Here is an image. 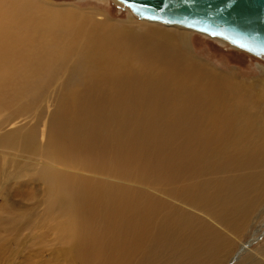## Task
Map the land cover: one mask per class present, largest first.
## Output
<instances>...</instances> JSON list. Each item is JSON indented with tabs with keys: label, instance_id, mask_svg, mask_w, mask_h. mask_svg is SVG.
I'll list each match as a JSON object with an SVG mask.
<instances>
[{
	"label": "bare ground",
	"instance_id": "6f19581e",
	"mask_svg": "<svg viewBox=\"0 0 264 264\" xmlns=\"http://www.w3.org/2000/svg\"><path fill=\"white\" fill-rule=\"evenodd\" d=\"M70 19L34 0H0V91L16 79L40 91L85 32ZM103 23L82 37L68 102L46 145L51 166L36 179L54 214L53 257L64 251L81 264H219L223 229L235 231L264 202V101L189 55L178 36L192 28ZM18 133H2L0 144L25 146ZM4 212L14 227L16 203Z\"/></svg>",
	"mask_w": 264,
	"mask_h": 264
},
{
	"label": "rangeland",
	"instance_id": "374dc122",
	"mask_svg": "<svg viewBox=\"0 0 264 264\" xmlns=\"http://www.w3.org/2000/svg\"><path fill=\"white\" fill-rule=\"evenodd\" d=\"M34 1L52 9L56 15L67 13L71 18L68 21L74 25H82L85 32L74 44L75 54H68L63 67L49 74L40 91L23 89L19 79L3 84L6 88L0 91V135L16 129L25 144L13 146L14 148L0 144V264H81L71 259L64 251L59 253L62 259L53 257L52 247L57 245V235L51 230L54 214L46 210L45 185L36 182L41 169L51 166L44 158L46 145L51 138L59 109L68 102L64 92L66 82L71 77V69L77 61V51L84 46L86 31L104 25V21L123 28L131 26L136 30L153 26L173 32L179 26L174 28L173 25L138 19L117 0ZM183 32L178 38L186 39L188 53L193 59L202 62L214 72L230 77L241 86H250L249 89L256 91L254 95L264 101L263 58L191 29L183 28ZM20 67L25 68V64ZM31 74L35 76L34 72ZM242 91L240 88L236 92L240 95ZM229 96L230 100L234 101L233 97ZM88 106L92 114L98 110L97 105L91 102ZM27 141L32 142L35 148H30ZM61 167L59 169L63 171L101 178V175L96 173L89 174L87 171H72L70 167ZM9 174L14 176L11 178ZM110 179L120 182L117 178ZM27 181L33 184H28ZM11 202L16 203L18 215L14 227L12 223L5 221L7 214L4 211ZM252 213V217L239 221L241 224L237 223L235 231L223 229L227 236V245L214 260L215 263H264V202ZM248 243L250 246L246 247ZM250 258L257 259V262L251 261Z\"/></svg>",
	"mask_w": 264,
	"mask_h": 264
},
{
	"label": "water",
	"instance_id": "95a60500",
	"mask_svg": "<svg viewBox=\"0 0 264 264\" xmlns=\"http://www.w3.org/2000/svg\"><path fill=\"white\" fill-rule=\"evenodd\" d=\"M139 18L179 24L264 59V0H118Z\"/></svg>",
	"mask_w": 264,
	"mask_h": 264
}]
</instances>
